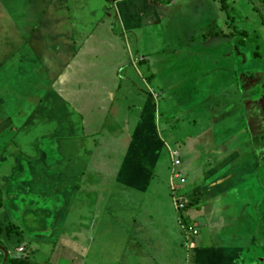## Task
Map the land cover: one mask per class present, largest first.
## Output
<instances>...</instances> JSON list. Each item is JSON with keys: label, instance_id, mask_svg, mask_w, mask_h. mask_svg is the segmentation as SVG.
<instances>
[{"label": "crops", "instance_id": "0c3cea01", "mask_svg": "<svg viewBox=\"0 0 264 264\" xmlns=\"http://www.w3.org/2000/svg\"><path fill=\"white\" fill-rule=\"evenodd\" d=\"M204 1L0 0V264L18 247L27 264H251L264 253V211L238 195L250 198L242 184L264 169V145L232 134L191 167V131L159 132L158 69L144 57L158 68L164 51L131 54L130 42ZM136 64L148 92L130 85ZM215 109L198 121L220 119Z\"/></svg>", "mask_w": 264, "mask_h": 264}, {"label": "rangeland", "instance_id": "374dc122", "mask_svg": "<svg viewBox=\"0 0 264 264\" xmlns=\"http://www.w3.org/2000/svg\"><path fill=\"white\" fill-rule=\"evenodd\" d=\"M202 5V8L191 11V16L185 15L183 20L176 16L173 21L164 20L158 29L150 28L151 35L144 34L149 30L143 32L144 35L141 34L142 36L137 39V47L135 40L130 42L132 56L143 55L144 50L152 53L164 51L154 57L157 59L158 68L156 63L150 62L149 56L144 57V60L148 61L150 71L151 68L158 69L153 71V75L148 76L150 77L148 83L153 87V91L160 95L157 105L161 112L158 118L159 132L162 137L167 138L166 134L170 131L174 132L177 128H179L178 131H191L193 141L190 154L193 168H195L196 160L201 159V154L206 156L204 149L218 140H227L232 143L233 138H229L232 134L243 135L245 139H248L243 142L245 146L253 139V144L252 142L250 144H256V149H261L260 145H264V112L260 109L259 103L256 107L257 102L254 101V99L259 101L264 95L258 93L251 100L255 103H249L247 108L241 105L240 98H238L244 96L247 100L249 96L255 95L257 90H263L264 0H224L221 8L218 0L204 1ZM199 20H205V25L213 21L214 25L206 27L205 33L200 34L204 26L201 30H193ZM188 31H191L189 43L184 39ZM199 44L201 46H198ZM198 49L201 50V54H198ZM140 65H135L139 71V77L130 66L129 69L126 68V73H129L130 85L135 84L139 90L147 91L142 84L141 76L144 72ZM248 85L247 89L242 90V86L247 87ZM209 98H212L211 102ZM214 104L216 109L211 116L212 118L220 116V119L214 122L210 120V114L207 113L208 119L203 121L201 118L198 121V117L202 116L200 111ZM193 118L196 125L198 122L201 125L197 130L200 134L192 133ZM174 127L176 129H172ZM215 131L219 134L214 135ZM225 148H230L229 144ZM240 148L241 146L239 150ZM244 154L252 155L253 153L245 152L241 156ZM211 169L209 167L207 171ZM249 173H251L249 179L243 180L242 185L249 189L246 195L250 198H246L244 194L238 195L243 199L244 208L251 209L255 216L258 208L264 211L263 166L259 164L256 170L250 169ZM178 181L182 184L186 182L182 177ZM253 191L256 194H253ZM175 201L173 200V210ZM239 204L241 203L238 202ZM253 215L252 219H254ZM27 217V215L24 216V219ZM180 224L179 222L183 232L191 231V228ZM260 232L264 235L261 226ZM19 256L24 257V253H19ZM251 264H264V253Z\"/></svg>", "mask_w": 264, "mask_h": 264}, {"label": "built area", "instance_id": "2783aa9c", "mask_svg": "<svg viewBox=\"0 0 264 264\" xmlns=\"http://www.w3.org/2000/svg\"><path fill=\"white\" fill-rule=\"evenodd\" d=\"M133 63H136V61H134ZM170 156H171V166L174 168V166H177L178 164H179V161H178V158H177V154H176V152H172V153H170ZM172 177L174 178V179H177L178 177H179V174L178 173H176V172H174L173 173V175H172ZM180 179V178H179ZM180 182V181H179ZM181 183V182H180ZM171 189H172V184H171ZM188 203V201L187 200H182V201H179V202H175L174 204V207H175V209L176 210H179V209H182V208H184V206L186 205ZM190 234L191 235H195V234H197V231L196 230H192L191 229V231H190ZM16 250V252H18V253H21L22 252V250H23V248L22 247H18V248H16L15 249Z\"/></svg>", "mask_w": 264, "mask_h": 264}, {"label": "trees", "instance_id": "16d2710c", "mask_svg": "<svg viewBox=\"0 0 264 264\" xmlns=\"http://www.w3.org/2000/svg\"><path fill=\"white\" fill-rule=\"evenodd\" d=\"M219 1V5H220V8H221V6H223L224 5V0H218ZM256 87V86H255ZM263 88V90H257V93L255 94V95H253V96H249L248 98H250L251 100H252V98H254V97H256L257 95H258V93H259V95L261 94V95H264V86L262 87ZM244 89V88H243ZM261 92V93H260ZM254 101L255 102H257L256 101V99H254ZM254 102V103H255ZM7 264H27V262H26V259H25V257H22V256H18V257H13L12 259H10L9 261H8V263Z\"/></svg>", "mask_w": 264, "mask_h": 264}, {"label": "water", "instance_id": "95a60500", "mask_svg": "<svg viewBox=\"0 0 264 264\" xmlns=\"http://www.w3.org/2000/svg\"><path fill=\"white\" fill-rule=\"evenodd\" d=\"M259 107H260V109L263 110V112H264V104L260 102V103H259Z\"/></svg>", "mask_w": 264, "mask_h": 264}, {"label": "flooded vegetation", "instance_id": "af4514ba", "mask_svg": "<svg viewBox=\"0 0 264 264\" xmlns=\"http://www.w3.org/2000/svg\"><path fill=\"white\" fill-rule=\"evenodd\" d=\"M259 103V101H257V103L256 104H258Z\"/></svg>", "mask_w": 264, "mask_h": 264}, {"label": "clouds", "instance_id": "9594fccd", "mask_svg": "<svg viewBox=\"0 0 264 264\" xmlns=\"http://www.w3.org/2000/svg\"><path fill=\"white\" fill-rule=\"evenodd\" d=\"M23 251V250H22Z\"/></svg>", "mask_w": 264, "mask_h": 264}]
</instances>
